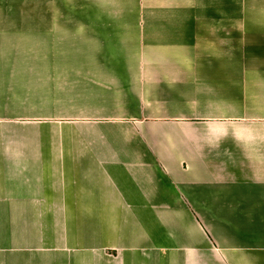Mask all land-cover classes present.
Returning <instances> with one entry per match:
<instances>
[{"label":"crops","instance_id":"0c3cea01","mask_svg":"<svg viewBox=\"0 0 264 264\" xmlns=\"http://www.w3.org/2000/svg\"><path fill=\"white\" fill-rule=\"evenodd\" d=\"M40 2L0 18V264H264V0Z\"/></svg>","mask_w":264,"mask_h":264},{"label":"rangeland","instance_id":"374dc122","mask_svg":"<svg viewBox=\"0 0 264 264\" xmlns=\"http://www.w3.org/2000/svg\"><path fill=\"white\" fill-rule=\"evenodd\" d=\"M68 6L70 4L63 1L58 4L60 8V12L57 14L58 18L81 17L82 12H73ZM6 17L20 20L33 19L38 22L41 17H55V14L49 6L46 12L45 6H41L40 0H0V18Z\"/></svg>","mask_w":264,"mask_h":264}]
</instances>
